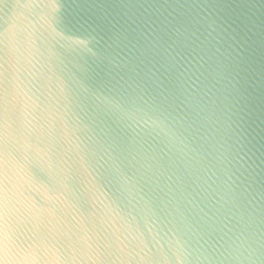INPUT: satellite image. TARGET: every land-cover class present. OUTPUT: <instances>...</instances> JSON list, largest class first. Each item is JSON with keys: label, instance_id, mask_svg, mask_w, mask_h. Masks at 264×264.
<instances>
[{"label": "clouds", "instance_id": "1", "mask_svg": "<svg viewBox=\"0 0 264 264\" xmlns=\"http://www.w3.org/2000/svg\"><path fill=\"white\" fill-rule=\"evenodd\" d=\"M164 2L158 24L100 53L107 80L69 88L55 113L74 144L73 169L103 241L62 244L22 233L18 224L40 215L33 196L40 189L6 167L0 264H264V196L248 182L232 59L214 0ZM49 132L45 124L13 129L5 101V153ZM71 179L53 163V188Z\"/></svg>", "mask_w": 264, "mask_h": 264}, {"label": "water", "instance_id": "2", "mask_svg": "<svg viewBox=\"0 0 264 264\" xmlns=\"http://www.w3.org/2000/svg\"><path fill=\"white\" fill-rule=\"evenodd\" d=\"M165 8L164 0H0V121L7 101L13 129L50 126L7 153L0 141V173L15 168L40 189L33 193L40 215L18 224L25 235L62 244L103 241L102 221L73 169L74 144L65 141L55 113L69 88L107 80L111 69L100 53L158 24ZM212 8L231 54L248 182L264 196V0H214ZM57 161L72 174L66 187L51 184Z\"/></svg>", "mask_w": 264, "mask_h": 264}]
</instances>
